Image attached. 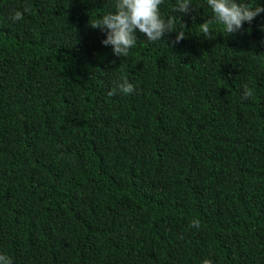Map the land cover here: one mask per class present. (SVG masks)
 Listing matches in <instances>:
<instances>
[{
	"label": "trees",
	"instance_id": "16d2710c",
	"mask_svg": "<svg viewBox=\"0 0 264 264\" xmlns=\"http://www.w3.org/2000/svg\"><path fill=\"white\" fill-rule=\"evenodd\" d=\"M192 3L161 6L183 41L137 30L122 58L89 26L115 0H0V253L13 264H264V13L208 40L212 11ZM122 76L136 91L109 96Z\"/></svg>",
	"mask_w": 264,
	"mask_h": 264
},
{
	"label": "clouds",
	"instance_id": "9594fccd",
	"mask_svg": "<svg viewBox=\"0 0 264 264\" xmlns=\"http://www.w3.org/2000/svg\"><path fill=\"white\" fill-rule=\"evenodd\" d=\"M164 2L165 0H115V11H109L96 19L91 18L89 26L106 34L102 44L111 46L113 54L117 57L129 56L130 50L135 47L138 40L137 30L153 43L164 40L167 33H177L175 41L172 42L175 45L186 38L183 31L185 25L176 15L172 14L166 18L162 15L161 6ZM206 3L213 15L206 22L198 25V28L208 40L211 39L213 24L222 25L223 31L228 35L236 34L243 30L245 22L251 24L257 16L264 13V7L254 6L246 0H206ZM193 6L192 0H176L173 12L190 15L194 11ZM10 19L13 22L20 21L23 19V13L15 11ZM261 27L264 30V26ZM135 91V85L126 76H122L115 82L108 95L114 96L118 92L131 95ZM253 95L254 89L245 84L242 99H249ZM190 226L199 228V219L192 220ZM0 264H13L12 258L5 253H0ZM202 264H214V262L205 258Z\"/></svg>",
	"mask_w": 264,
	"mask_h": 264
}]
</instances>
